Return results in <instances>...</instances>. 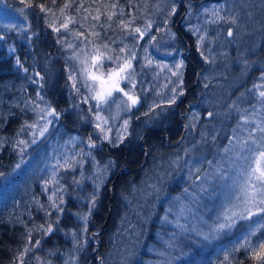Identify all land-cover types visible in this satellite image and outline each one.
Masks as SVG:
<instances>
[{"label": "trees", "instance_id": "trees-1", "mask_svg": "<svg viewBox=\"0 0 264 264\" xmlns=\"http://www.w3.org/2000/svg\"><path fill=\"white\" fill-rule=\"evenodd\" d=\"M249 1L8 0L6 6L0 1V173L4 174L0 176V264H99L95 259L96 253L98 258L105 259L106 264H156L161 260L150 248L159 246L167 236V231L172 236V242L180 237L181 230L176 226L172 227L176 221L175 214L172 212V217H168L170 221L167 226L164 219L170 214V210H164L166 206L161 203V206L155 207L151 201L144 200L140 231L146 239L139 247L136 246V233L131 234L128 228L132 223L139 221L129 206L131 204L135 208L133 203L138 199V191L130 186V181L134 179V182L138 183L136 187H141L139 185L143 175L153 171L159 161L162 162L160 168L165 173H172L175 162L170 160H177L187 146L188 136H184L183 125L187 123L190 111L195 106L200 109V105L208 99V89H205L200 78L207 77V72L213 70L210 60H214V47L212 53L206 56L207 60L202 57L205 54H200L199 50L197 52L198 43L201 48V37L202 44L208 43V46L212 43L213 46L221 45L226 48L222 43L224 40L230 42L226 48L227 60L223 63L232 66L229 72L234 71V63L240 64L235 71L236 76L239 75V67L246 70L251 66L247 82L237 89L240 94L250 92L248 85L255 84L254 79L264 74V8L259 5L246 8L245 5ZM28 4L32 6L28 7ZM40 4L49 11H41L38 7ZM65 4H70V7L61 14ZM113 4L117 6L112 8ZM105 5L109 7L106 8ZM237 7L248 9L256 18L246 30H242L240 25ZM87 9L88 12L95 13L99 10V19L94 26L83 24ZM213 10H219V15L225 19L217 20L212 15ZM109 15H112L111 20L108 19ZM69 16L73 18V22L65 29L61 25ZM232 17H235L236 23H231ZM129 21L134 22L127 28L122 26ZM137 27L150 29L152 40L158 38L164 29L170 28L178 35V57H156L152 45L149 46V36H145L141 44L137 42L134 31ZM57 28L59 31H56ZM73 28L81 29L83 39H89V43L100 42L107 45V55L114 58L123 56L121 50L125 45L129 46L139 56V60L135 62L137 69L142 68L143 52L144 60L156 70L165 69L161 65L171 68L170 63H175L178 59L183 83L182 97L175 99L174 103H160L162 99L169 98L167 93L155 95L154 99L156 98L158 103L155 107L148 105L142 98L140 107L133 112L135 114L127 118L124 139L119 141L117 136L110 138L109 143H103L104 150L98 149L91 154V158L96 159L98 164L101 160L110 161L108 169L111 181L105 186L100 183L101 174L98 175L101 176L100 179L98 177L96 181L95 173L90 170L83 172L79 183L84 187L79 186V192L67 200L71 207L69 210L77 214L79 225L75 230H66L64 223L57 225L52 221V218L56 217L55 209L52 208L54 204L48 203L44 195L46 188L53 185L54 180L55 184L70 186V181L63 182L62 179L73 172L65 176L62 172L71 170V167L77 169V159L67 163H47L41 159L25 165L20 161L19 148L21 141L33 133V125H37L36 116L33 114L39 99L53 106L58 114H61L59 119L54 121V126L61 133L66 132L69 138L75 136L77 139H87L92 134L91 130L96 127L94 117L98 115V111L92 100L85 99L86 94L81 90V85L79 88L77 75L72 70L75 69L73 58L69 56L72 49L63 48L64 45L60 43L61 36ZM231 29H234L233 34L236 33L237 37L229 39L228 33ZM91 49L88 47L89 51ZM187 50L190 51L189 55L185 54ZM149 70L150 68L146 69L144 78L151 75ZM162 79L163 76L157 77L154 88L163 85ZM140 89L139 87L138 92ZM153 91L154 89L147 88V92ZM235 102L225 116L222 113L220 118L214 119L221 125L223 137L220 136L216 142L203 148L208 152L207 160L216 161L211 154L234 137V131L242 120L241 116L233 111ZM85 115L90 118L89 124L92 126L85 122ZM108 124L107 120L104 126ZM77 127L80 128L79 132H75ZM92 139L98 141V138ZM79 143L83 144L82 141ZM35 152L28 158L35 155ZM17 164L20 165L19 168L16 167ZM246 166L247 163L242 161V167ZM44 168L42 177L41 171ZM16 170L17 173L11 178ZM237 170L238 168L230 162H225L221 168L206 170V187L211 188V191L208 205L204 207L208 208L204 212L208 211L209 214L203 216L201 213L204 225L201 228L192 227L184 235L182 244L185 245V251L178 253L175 246L173 249L172 245H166L176 258V262L170 260L168 264H255L239 245L244 243L242 237L258 227L256 222L264 213L252 208V213L255 214L243 213L248 219H240L239 216L231 229L225 228L218 235L214 234L216 226L224 221L222 217L218 218L219 214L222 215L219 207L226 204L228 206L226 200L231 190L230 185H233L234 180L242 183L245 179L243 176H237ZM119 171H122L121 177L115 179ZM104 172L107 173L106 170ZM173 176L181 181L184 172L178 170ZM37 177L41 180L36 181ZM40 181L42 183L37 185ZM168 183L170 182L165 183L166 188ZM4 185L5 190L2 189ZM25 186H31L34 190H37L38 186L40 192L34 191L35 197L31 187ZM232 190L238 192V189ZM237 203L240 207L241 202L237 200L236 205ZM93 204L95 209L91 210L92 223L90 227L87 224L89 234L86 236L87 232L83 235L82 226L86 221L84 214H88ZM60 206L63 207L64 204ZM68 217L71 218L69 215ZM49 228L51 231H47ZM122 235L124 237H121ZM261 236H264V229L250 239L255 244ZM118 243H125L124 249L133 247L123 261H120L122 251L116 255L110 253ZM234 247L238 250L234 251Z\"/></svg>", "mask_w": 264, "mask_h": 264}, {"label": "rangeland", "instance_id": "rangeland-1", "mask_svg": "<svg viewBox=\"0 0 264 264\" xmlns=\"http://www.w3.org/2000/svg\"><path fill=\"white\" fill-rule=\"evenodd\" d=\"M1 3L4 5L8 4V0H0ZM253 5H259L264 8V0H250L245 7L249 8ZM246 8L237 7L236 11L238 12V18L240 21V25L242 27V30H246L249 26V24L256 21V18L252 12H250ZM89 9V8H88ZM86 16L88 17L87 20H85L86 24L94 26L97 19H93L92 17L96 16L97 13L95 12H88ZM153 27V25H152ZM142 32H144L143 36H140L139 33H136L137 42L139 44L142 43V39L145 36H149V42L151 43L149 46L152 45V49L155 53V56L161 59H172L176 58L179 55V52L177 51L176 46L178 45L176 37L178 36L173 32L170 28L164 29L160 36L156 38L155 40H152L150 38V29H142L140 28ZM233 30L231 29L232 35H228L229 38H232L234 36L237 37V34H233ZM235 32V31H234ZM227 31H225V38ZM240 37V36H239ZM87 41V40H84ZM232 43V42H231ZM26 44V42H25ZM74 45V48L72 52L69 54L70 58H73V68L74 73L77 75V83L79 84V88L81 85V90L84 91V95L86 94L87 100H92L93 104L96 108V111H98V115H101L105 117L108 121V125H103L105 130L107 131L108 139H104V132H101L100 129L96 128L94 130H91L92 134L87 139H77L75 136L69 138L70 136L66 134V132L60 133L59 131L55 132V127L52 126L54 121L56 119H59L61 114L54 115V116H47L45 119H41V116H44V113L40 111V109L52 110L54 109L53 106L50 104H46L45 102L42 103V105H38L36 107V112L33 114L36 116V122L37 125L33 126V133L31 132L27 138L22 140L24 143H21L20 145V151H21V158L20 161L23 164H28L29 162L35 163L38 162L40 158H50V162L56 158L62 161L63 163H67L68 161H71L72 159H77V166H78V172L75 168L71 167V170L69 171H63L62 174L65 176L66 174H70V172H73L72 175L66 176L64 179H62L63 182H66V180L70 181V186L67 185V187L64 186L63 183L55 184V180L53 182V185L48 186L45 191L44 198L48 203L56 204L55 207L52 206L53 209H55L56 217L52 218L53 222H55L57 225L60 223H64L66 226V230L69 229H77V226L79 225L77 221V214L72 213L69 209V202L67 200H70V197H73V194L79 192V186L80 188H83L84 186L79 183L81 180V176H83V172L85 170H90L91 173H95L96 181L99 177L102 176L100 183L109 184L111 179H109L110 170L108 169V166H110V161H100L98 164V161L96 159L91 158V154L96 152L98 149H103V143H109L111 141L110 138H114L115 136L119 137V141L124 139V135L126 134V126L125 121H127V118L132 114L133 112L138 109L143 102L142 98L147 102V104L151 107H155L158 105L156 102V98L154 99L155 95L157 94H169V98L162 99L160 103L169 102L171 103V94L176 97V99H180L182 97V91H181V84L183 83V78L180 76L181 69H180V62L175 61L171 62V68L165 67V69H152V65L149 64L144 60V52L141 57V64L142 68L137 69L135 66V62L139 60V56L137 55L136 51H132L131 48L127 45L124 46L123 51H121L123 56L120 57H131L132 53H135V58L132 59V73H133V81L135 87L133 88L132 83H129L128 81H121L120 87L124 88L125 91H129L131 95L137 96L139 98V103L133 107H130V109L127 108V106L122 103V100H126L127 97H123L122 93L114 92L112 99L115 100V103H110L108 105H102L100 108L96 107L97 101L93 100L91 98L92 93H90L87 88L82 86V83L85 79L84 75L82 74L81 69L85 67V65H82L80 63L81 60L85 59L87 57L89 65L91 66L95 64V67H91V71L94 72L96 75H100L101 73L105 74V78L107 76V73L111 70L117 67L115 63V58L112 61H109L107 59H103L99 62H96L93 60L94 56V45L95 47H98L101 49L102 52L106 53V49L103 46L105 45L100 44H91L89 43L88 46L78 45L76 42H72ZM206 44L201 43V48L199 43L197 44V52L199 50L200 54H205V56H202L205 60L208 58L206 57L208 54L210 55L213 51L214 47V60L211 61V66H213V70H210L207 72V77L200 78V81H203V85L205 89L207 88V98L205 99L203 104L199 107L195 106L193 110L189 113V118L187 120V123H185L183 126L185 127V135L188 136L187 138V146L183 149V152L181 155L177 153L179 156L177 157V160H170L171 162H175V167L172 173H165L161 168V161L158 165L154 166L153 171L147 172L143 175L141 178V187L137 188L138 183L134 182V179L130 181V186L134 187L138 191V199L136 203L134 202L133 206L131 204L129 205L132 211L136 213L134 216L139 219L138 222L132 223L130 228H128L129 232L136 233V246H140L141 242L144 239V235L141 233V223L143 221L142 219V206L145 204L142 203L144 200L151 201V204L153 203L155 207L161 206L163 204L166 206L164 210L167 208L170 210V214L166 215L167 219H164L166 225L170 221L168 217H172V212L175 214L176 221L172 225V227L176 226L177 229H180L181 232L179 233L180 237L176 239L175 241H171V235L169 232H165L167 236L163 238L159 246H154L150 248L151 251L156 252L160 257L161 260L156 264H168L171 260V262H176V258L173 256V253L170 252L167 249V246L170 244L175 246V250L178 253H181L182 251H185V245L182 244V240L184 239V235H186L189 232V229L192 227L195 228H201L204 223L202 220V215L207 216L209 214L208 211L204 212L207 208H204L208 205V198H210V191L211 188L208 189L206 185L203 184V181H201L203 178L206 177V170H214L221 168L225 162H230L234 167L238 169H242V161H245L243 159H238L239 157H243L245 155H249L247 152V149H245L244 152H241L239 148H236L234 150L229 151L228 153L224 152L225 148H230L229 141L231 140L233 144H236L239 141L248 140L249 145L252 144V141L248 139L249 133L252 134L254 138L259 140L261 135H264V133H261L257 130V126L264 127V98H261L259 96V93L261 91H264V74L258 75L256 79H254L255 84L250 83L248 85V89H250V92H245L240 94L238 92V88H240L241 85L247 82L248 76L250 74V65L248 69L243 70L239 67L237 73L239 75L236 76L235 71L238 68L240 64L234 63L235 67L233 66L234 71L229 72L231 69L230 64H223L225 63L224 60H227V50L226 48L230 45V42L227 40H224V45H226V48H223L221 45H214L212 43H209L210 46ZM27 47V46H26ZM88 47H91L92 49L89 51ZM29 48V47H27ZM135 48V47H134ZM31 50V49H30ZM186 55L190 54V51L187 50ZM107 55V53H106ZM183 56V54H182ZM79 57V58H77ZM67 64L69 63L68 58L66 57ZM100 64L103 65V67H100ZM140 64V66H141ZM150 68L151 75H147L144 78V74L146 73V69ZM156 74V75H155ZM74 75V74H73ZM159 76H163L162 82L163 85L157 88H154L156 86V79ZM89 83H92L91 80H89ZM259 85L260 87H254ZM141 88L138 92V88ZM147 88L153 90L154 95L152 97V93L147 92ZM80 91V90H79ZM158 92V93H157ZM231 100V101H230ZM230 101V102H229ZM236 101V102H235ZM228 102V103H227ZM235 102V106L233 107V111H235L237 114L241 116L240 122L238 123V127L234 131V137L229 139V141L225 145H221L219 149H216L211 154V157L213 159H216V161L212 162L211 160H207L208 158V152L203 150L206 146L209 144H212L216 142V140L221 136L223 137L222 128L220 124L216 123L214 120L216 117L220 118V115L224 113V116L229 112V110L232 108V103ZM257 104V105H255ZM154 105V106H153ZM211 113V115H209ZM85 122L88 123L89 126H92L90 123V118L88 116H83ZM95 121L94 123L97 124L99 121L96 120V116L94 117ZM245 118H247V123L245 122ZM46 121H51L47 125V131L44 132L43 135H40V129L44 126ZM77 130L75 132H79L80 128L77 127ZM32 134V135H31ZM220 134V136H219ZM79 137V136H77ZM93 137L98 138V141H95V139H92ZM68 138V139H67ZM35 140V143L32 141ZM21 141V142H22ZM80 141L83 142L79 143ZM90 141L95 143V147H92L90 144ZM80 148V149H79ZM17 149V148H16ZM23 150V151H22ZM104 150V149H103ZM36 151V152H35ZM35 152V155L30 156ZM207 161H211V164L207 163ZM246 162V161H245ZM248 163V162H246ZM206 164V165H205ZM168 165V164H167ZM166 165V167H167ZM158 168L157 170H155ZM199 169V170H197ZM45 168L41 171V175L43 177V171ZM104 170L107 171L104 172ZM178 170H181V172H184V176L182 177V180L175 178L173 174H175ZM80 172V173H79ZM17 173V170L11 175V178L14 177V175ZM101 176H98L100 175ZM117 177L115 179H118L121 177L122 171H119L117 173ZM28 175V174H27ZM26 175V177H27ZM62 176V177H63ZM25 177V178H26ZM237 177V176H236ZM235 177V178H236ZM75 178V179H74ZM180 178V175H179ZM74 179V181H73ZM113 179V180H115ZM39 177H37L36 181H39ZM168 183V188H166L165 183ZM42 181L38 182L37 185H40ZM25 187H31V186H25ZM230 193L227 196V207H232V205H235L232 210L236 212L238 215L234 217L233 219H236L240 216V214L244 213V205L241 203V206H238V203L236 205L237 200L235 199L236 193L234 190H232V184L229 187ZM5 190V185L2 188ZM32 194L36 197L35 192H40V188L37 186V190H34L33 187H31ZM35 191V192H34ZM31 194V195H32ZM75 198V197H74ZM142 200V201H141ZM141 201V202H139ZM159 201V202H158ZM79 202V201H77ZM161 203V204H160ZM64 204L63 207L60 205ZM227 205V204H226ZM221 206L219 207V212L223 213L225 211V207ZM95 205L93 204L90 206L88 214H84L85 216V222H83V235L86 233V236H88V230L87 224H89V227L92 223L91 221V210H94ZM169 206V207H167ZM249 207H251L249 205ZM113 208V207H112ZM128 209V210H130ZM172 211V212H171ZM155 213V212H154ZM68 215L71 217L69 218ZM218 217H222V220H224L223 215L219 214ZM224 223V221L222 222ZM168 226V225H167ZM81 227V226H80ZM78 227V228H80ZM158 228V227H157ZM147 230H149L147 228ZM60 232V231H59ZM141 233V235H140ZM215 235H218L219 232H215ZM169 235V237H168ZM95 236V234L93 235ZM147 236V234H146ZM121 237H124L123 235ZM169 238V239H168ZM71 245L70 243H68ZM125 243L121 244L118 243L117 246H114L112 251L110 253L118 254L120 251H122V257L120 261H123L124 257L127 255L128 252L132 250L131 248H125ZM167 245V246H166ZM100 250V247H99ZM135 251V250H134ZM172 251V250H171ZM114 255V254H112ZM70 257V256H69ZM95 259L99 264H106L104 258H98L97 253L95 254ZM128 264H131L129 262Z\"/></svg>", "mask_w": 264, "mask_h": 264}, {"label": "snow or ice", "instance_id": "snow-or-ice-1", "mask_svg": "<svg viewBox=\"0 0 264 264\" xmlns=\"http://www.w3.org/2000/svg\"><path fill=\"white\" fill-rule=\"evenodd\" d=\"M31 4H28V7H31ZM117 5L113 4L111 5L112 8H115ZM41 11H49L45 8L43 4L38 5ZM70 4H65L64 8L61 9V14L64 13V10L69 8ZM80 7H83V5H80ZM105 7H109L105 5ZM222 7V6H221ZM212 15L216 17L217 20H223L225 17L219 15V10H213ZM93 19H99V10H97V15L92 17ZM85 20L88 19L87 16L84 17ZM108 19H112V15L108 16ZM73 22L72 17H67L62 23L61 27L67 29L68 25ZM134 21H129L128 23L122 24L123 27L127 28L131 23ZM215 22V21H212ZM231 23H236L235 17L231 18ZM56 31H59V28L56 29ZM134 31L136 33H139L140 36L144 35V32L141 31L140 28H135ZM76 35H82L81 33H77ZM94 35H98L95 34ZM228 35H232L231 31H229ZM201 43L203 42V37L200 38ZM94 47V56L93 60L96 62H99L103 59H107L109 61H112L114 59L111 55H106L105 52H102L100 48ZM105 49L108 47L107 45L103 46ZM123 51V49L121 50ZM79 58V57H77ZM135 58V53H132L131 57H115V63L117 65L116 68L111 69L105 78V74L101 73L100 75H96L94 72L91 71V67H95L96 65L93 64L91 66L89 65L87 57L85 59L81 60L80 63L82 65H85L84 68L81 69L82 74L84 75L85 79L82 83V86L87 88V90L92 93L91 98L93 100L97 101L96 107L100 108L102 105H108L110 103H115V100L112 99L114 92H119L123 94V97H127L126 100H122V103H124L128 109L130 107H133L139 103V98L137 96L131 95L129 91H125L124 88L120 87L121 81H128L129 83H132L133 88L135 87L134 81H133V73L131 71L132 69V59ZM19 63V61H17ZM150 62V61H149ZM100 67L102 68L103 65L100 64ZM161 67H167V65H161ZM27 71V69H25ZM74 79V77H72ZM89 80L92 81V83H89ZM75 87V85H73ZM254 87H260L259 85ZM259 96L261 98H264V91H261L259 93ZM176 97L173 96L171 99V103L175 102ZM41 112L44 113V116H41V119H45L47 116H54L58 115L55 111V109L52 110H45L40 109ZM211 115V113H209ZM96 120L99 121V123L96 124V128L100 129L101 132H104V139H108L107 131L103 127L104 124H107V119L101 115L96 116ZM245 122L247 123V118H245ZM51 123V121H46L43 127L40 129V135H43L45 131H47V125ZM125 126L127 125L128 121H125ZM36 126V125H33ZM257 130L261 133H264V127L257 126ZM249 140L252 141V144L249 145L248 140L239 141L236 144H233V142L230 140L229 145L230 148H225L224 152L228 153L231 150H234L236 148H239L241 152H244L245 149H247V152L249 155H245L243 157H239L238 159H243L247 163L246 168L238 169L237 170V176H243L245 179L242 183L238 182L237 180L233 181L232 188L238 189V192L235 195V199L240 201L245 207L244 212L249 214H255L252 213V208H256L259 213H264V135H261L259 140L254 138L251 133H249ZM35 143V140L32 141ZM21 143H24L23 141ZM90 144L92 147H95V143L90 141ZM23 151V150H22ZM23 162V161H22ZM207 163L211 164V161H207ZM17 168L20 167L19 164L16 165ZM199 170V169H197ZM3 173H0V176H3ZM55 175V174H54ZM249 205L251 207H249ZM55 207V204L53 205ZM236 207L235 205H232V207H225V211L222 213L224 218V223H220L216 226L214 229L215 232H221L225 228L231 229V227L235 224V219L233 217H236L238 214L234 212L232 209ZM219 218V217H218ZM240 219H248V216H245L243 214H240ZM167 219V217H165ZM258 224V227L254 228L253 230L249 231L248 234L242 239L244 240L243 244H240L239 247L243 248L245 252L249 255V258L255 262V264H264V236H261L257 239L256 243H252V240L250 237L255 236L257 232H259L261 229H264V216H260L259 220L256 222ZM47 231H51V228L47 229ZM207 238V236L205 237ZM233 250H238L235 247ZM27 251V249H25ZM228 257H225V260H227ZM242 264V262H241Z\"/></svg>", "mask_w": 264, "mask_h": 264}]
</instances>
